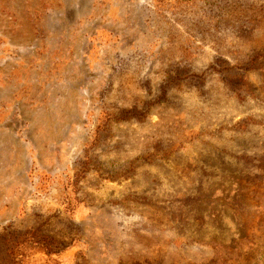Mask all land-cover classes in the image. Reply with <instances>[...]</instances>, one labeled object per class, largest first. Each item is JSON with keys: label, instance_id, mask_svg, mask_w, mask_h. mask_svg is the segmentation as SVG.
<instances>
[{"label": "rangeland", "instance_id": "1", "mask_svg": "<svg viewBox=\"0 0 264 264\" xmlns=\"http://www.w3.org/2000/svg\"><path fill=\"white\" fill-rule=\"evenodd\" d=\"M18 263L264 264V0H0Z\"/></svg>", "mask_w": 264, "mask_h": 264}, {"label": "trees", "instance_id": "2", "mask_svg": "<svg viewBox=\"0 0 264 264\" xmlns=\"http://www.w3.org/2000/svg\"><path fill=\"white\" fill-rule=\"evenodd\" d=\"M25 236L28 239V241L31 242L30 246L33 247V248H36V250H35L36 252L45 253L47 255H55V253H58V251L51 246L50 242L43 243V242H40V241H35V240L33 241V238H34V234L33 233L27 234ZM39 239H40V237H39ZM12 241L13 240H11V241L9 240V244H10L9 245V251L12 252V255H22L19 251L17 252L16 249H14V247H16V246L11 244ZM13 253H16V254H13ZM35 253H33V254H35ZM15 258H16L17 262L22 261V259H19V257H15Z\"/></svg>", "mask_w": 264, "mask_h": 264}]
</instances>
